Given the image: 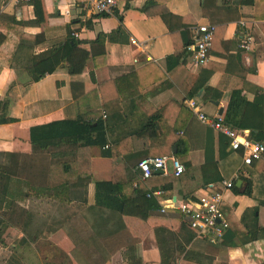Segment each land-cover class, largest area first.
Returning <instances> with one entry per match:
<instances>
[{
  "label": "crops",
  "instance_id": "1",
  "mask_svg": "<svg viewBox=\"0 0 264 264\" xmlns=\"http://www.w3.org/2000/svg\"><path fill=\"white\" fill-rule=\"evenodd\" d=\"M148 1L154 4L142 11ZM71 2L41 0L45 23L20 26L24 33H42V43L18 44L12 54L11 41L0 44V118L7 119L0 123V171H12L6 185L0 180L6 191H0V245L10 244L12 252L24 247L28 260L20 264H44L42 243L70 264H160L154 229L166 217L172 222L165 229L177 232L178 212L168 207L160 213L163 203L154 198L147 211L127 201L122 212L119 202L134 198L138 187L144 194L162 188L160 200L176 201L200 193L208 182L231 179L233 188L220 203L228 223L221 241L192 236L185 243L177 236L167 243V254L174 264H264V153L242 165L227 139L184 105L191 98L204 113L221 109L222 115L236 92L237 117L249 125L242 131L264 144V16L253 17L264 14V0H115L111 15L87 14ZM162 12L171 15L169 26ZM8 18L30 21L31 5L0 0V20ZM202 23L214 25L212 46L205 65L194 66L186 53L175 52L181 32L190 37ZM118 27V40L93 42ZM68 31L76 33L81 49L102 55L79 74L57 67L30 81L23 69L31 55L63 41ZM246 34L253 45L243 50L238 43ZM91 111L100 114L103 138L91 131V142L81 147L31 142L33 127ZM156 155H173L184 171L178 177L154 171L141 180L137 162Z\"/></svg>",
  "mask_w": 264,
  "mask_h": 264
},
{
  "label": "trees",
  "instance_id": "2",
  "mask_svg": "<svg viewBox=\"0 0 264 264\" xmlns=\"http://www.w3.org/2000/svg\"><path fill=\"white\" fill-rule=\"evenodd\" d=\"M29 4L32 7L33 14V18L30 21H16L14 18H8V22L0 20V44L6 41H11V54L18 44L34 47L45 40V37L42 33L28 34L20 31V26L25 24L41 26L45 23V13L41 0H31ZM152 4L154 3L151 1L146 2L142 6L141 10L146 11V7ZM263 16L264 14L258 15L257 12L256 14L254 12L253 15V17L256 19H260L259 17ZM160 17L162 18L164 23L168 25V19L171 18V15L162 12L160 13ZM1 25L5 26V29H3ZM260 27L264 31V23L260 24ZM7 30H10L12 34H9ZM120 32L121 29L118 27L108 34L98 33L93 42L102 44L105 40H118V38L116 37H118ZM180 35L182 47L181 50L175 52V55L179 53H186L191 60V52L185 49L186 45L189 42V35L184 32H181ZM79 44L80 41L71 36L70 32L68 31L63 41L52 44L50 47L42 51L33 53L30 57V63L23 70L32 82L37 81L42 76L52 72L57 67L68 68V66H70L71 75L79 74L85 65H87L90 61L93 62L96 56L102 55V53L97 55L93 50L86 51L84 49H81L79 47ZM103 87L104 83L98 84V92L101 95L102 101L106 102L107 99L105 97ZM236 94L237 93L234 92V94L231 95L221 116L226 124H228L232 128H237L238 130L240 129L239 131H241L244 128H249V125H247L242 120V117H237V103H235ZM241 115H243V112L241 113ZM6 121L7 119H4V117L0 118V123ZM91 131H95L96 133L98 132L100 137L103 138V123L100 120V114L96 111L86 113L83 117L78 116L72 121H53L44 126L33 127L30 130V139L31 142L37 144V146H40V142L43 141V143L47 142V144H55L56 142L78 144L81 147L86 146L91 142V140L89 141L90 137L88 136ZM261 138L264 139L263 134ZM224 144L227 145L226 142ZM10 173L12 174V171H10L9 169H2L0 171V180L4 181L5 185L8 181ZM0 191L2 193L6 192L4 187H1ZM133 193L135 194L134 198L132 197V195H130L119 202L120 211L123 212L122 205L126 204L127 201L134 202L137 208H142L143 210L145 209V211L154 209L156 205L154 201L145 198L144 191L140 190L139 187L137 189H134ZM3 200L4 197L0 196V202H3ZM145 211L144 214H146ZM178 217L181 224L179 225V228L175 233L168 232V230L164 227L171 224L172 220H169L166 217L158 218L160 226L154 229V236L156 244L160 249V264H174L172 258H169V254H167V243H172V240L176 239L177 236H181L182 238H184L185 243H187L193 236L192 232L184 225V222L182 221L179 213ZM1 223L2 222L0 220V241L3 231ZM176 247L178 249H181L183 248V245L181 247V245L177 244Z\"/></svg>",
  "mask_w": 264,
  "mask_h": 264
},
{
  "label": "built area",
  "instance_id": "3",
  "mask_svg": "<svg viewBox=\"0 0 264 264\" xmlns=\"http://www.w3.org/2000/svg\"><path fill=\"white\" fill-rule=\"evenodd\" d=\"M31 0H6L12 3H28ZM74 7L87 14H114L115 0H71ZM63 15L68 16L67 8L62 10ZM61 13V14H62ZM214 25L210 23L197 24L189 37L185 49L191 52V61L194 66H203L208 60L209 51L212 46ZM75 37L76 33L70 32ZM253 45V38L246 34L241 37L238 46L240 49L248 50ZM184 105L193 114L196 120L207 126L212 131L224 136L230 151L240 154L241 164L249 166L253 161L258 160L264 153L263 143L247 136L246 131H239L226 124L220 114L208 115L202 111L201 104L194 99L187 98ZM101 117L105 114L101 111ZM136 168L139 171L141 180L147 179L156 170L162 174H170L178 177L183 171V165L173 155H156L141 158ZM244 174V172H242ZM233 188V180L221 179L218 182L206 183L201 192L191 197L171 201L162 199L164 191L162 188L148 189L145 198L158 199L162 206L158 208L163 213L165 208L175 209L181 216L184 225L192 232L193 238L204 240L208 243L221 241L225 230L228 227L220 209L222 194L224 191Z\"/></svg>",
  "mask_w": 264,
  "mask_h": 264
},
{
  "label": "rangeland",
  "instance_id": "4",
  "mask_svg": "<svg viewBox=\"0 0 264 264\" xmlns=\"http://www.w3.org/2000/svg\"><path fill=\"white\" fill-rule=\"evenodd\" d=\"M3 245L6 247L0 245V264H18L19 262L17 261L19 260L22 263L27 262L28 258L24 247H20L15 252H12L13 247H11L10 244L5 245L4 243ZM39 246L40 254L44 253L43 255H46V257L44 258V264H70L65 259H62L61 255L56 251L54 247H51L47 244L45 245L44 243L40 244Z\"/></svg>",
  "mask_w": 264,
  "mask_h": 264
},
{
  "label": "water",
  "instance_id": "5",
  "mask_svg": "<svg viewBox=\"0 0 264 264\" xmlns=\"http://www.w3.org/2000/svg\"><path fill=\"white\" fill-rule=\"evenodd\" d=\"M217 113L220 114L221 113V109H219V111ZM155 172L161 173L160 170H156Z\"/></svg>",
  "mask_w": 264,
  "mask_h": 264
}]
</instances>
